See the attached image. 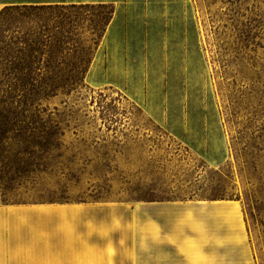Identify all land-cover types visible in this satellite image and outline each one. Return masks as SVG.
I'll list each match as a JSON object with an SVG mask.
<instances>
[{"label":"rangeland","instance_id":"1","mask_svg":"<svg viewBox=\"0 0 264 264\" xmlns=\"http://www.w3.org/2000/svg\"><path fill=\"white\" fill-rule=\"evenodd\" d=\"M70 4H107L112 17L101 35L97 9L60 16L51 66L42 48L16 73L12 38L35 25L0 22V103L62 134L39 135V171L1 169L0 205L58 211L37 219V264H140L146 203L229 205L243 227L229 260L264 264V0H0V12Z\"/></svg>","mask_w":264,"mask_h":264},{"label":"crops","instance_id":"2","mask_svg":"<svg viewBox=\"0 0 264 264\" xmlns=\"http://www.w3.org/2000/svg\"><path fill=\"white\" fill-rule=\"evenodd\" d=\"M174 204L167 208L155 203L141 205L144 240L140 264H242L237 258H228L233 249L231 241L239 239L243 230L229 205H202L189 210ZM59 211L60 219L68 221L67 212ZM53 212L58 211L51 205H0V264H37L33 243L44 237L37 219L50 217ZM177 217H183L184 222L178 223ZM213 218L219 219V226L213 224ZM60 264L69 262L62 260Z\"/></svg>","mask_w":264,"mask_h":264},{"label":"trees","instance_id":"3","mask_svg":"<svg viewBox=\"0 0 264 264\" xmlns=\"http://www.w3.org/2000/svg\"><path fill=\"white\" fill-rule=\"evenodd\" d=\"M97 9L98 14L92 15L93 18H89L88 21L91 22L93 31H96L99 34H103L105 28L110 22L112 17V10L111 7L107 4H70V5H40V6H21V7H6L0 12V22L8 20L10 14H15L13 18L16 17H23L24 19L28 20L30 24H34V29L30 30L31 39L29 36L22 37L20 40H16V38H12L11 47L13 49L10 51L12 54V65L15 66L14 71L16 73L19 70V61L21 59H25L28 55L34 56V53H37L42 48L45 49V53H48L47 64L51 66L52 58L59 60V63H62V56L61 51L58 48L52 47V40L51 38L48 39V36L58 30L57 34L63 32H67L63 30V19L59 18L60 16L63 17L65 15H72L77 11L80 10H92ZM58 11V12H55ZM56 17L58 19H53ZM42 18V19H41ZM52 18V19H51ZM43 23L39 25L41 22ZM1 24V23H0ZM41 27L46 28L47 30L44 31L46 33V39L41 41ZM18 28V27H17ZM20 32V29L18 28ZM99 35V36H101ZM48 44V45H47ZM25 53V57L23 55ZM20 56V58H19ZM34 58L32 57L31 63L33 64ZM55 63V62H54ZM30 64V63H29ZM32 67V65H26ZM15 87V86H14ZM13 103H0V178L2 179V175L5 173L1 172L3 168L2 165H20L12 169L13 175L17 174L16 176H23L29 173H35L39 171L38 167L36 166L35 160L39 159L40 149L42 148V143L40 142L41 133L45 130H49L47 132V138L49 139L48 142L53 139L55 140L58 136H61L59 132V124L57 122L50 121H41L39 119H35V116H31L30 118L26 119L23 117L22 114L17 113L16 106L12 105ZM48 126V129L47 126ZM24 136L26 138H30L31 141L23 140ZM8 140H14L17 142L16 148H19V144H22V147L14 150L12 149V159L13 162L6 161L4 157V153L6 151V144ZM51 145L53 143L50 142ZM10 170V169H9ZM8 171V170H7Z\"/></svg>","mask_w":264,"mask_h":264}]
</instances>
